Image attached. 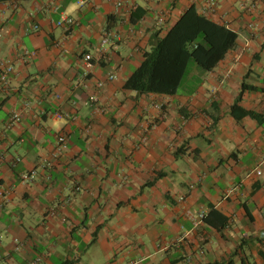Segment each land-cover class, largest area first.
Listing matches in <instances>:
<instances>
[{"label":"crops","instance_id":"crops-1","mask_svg":"<svg viewBox=\"0 0 264 264\" xmlns=\"http://www.w3.org/2000/svg\"><path fill=\"white\" fill-rule=\"evenodd\" d=\"M192 4L233 48L187 92L125 89ZM2 61L0 264H264V122L231 112L245 81L264 116V0L0 2Z\"/></svg>","mask_w":264,"mask_h":264},{"label":"trees","instance_id":"trees-1","mask_svg":"<svg viewBox=\"0 0 264 264\" xmlns=\"http://www.w3.org/2000/svg\"><path fill=\"white\" fill-rule=\"evenodd\" d=\"M9 1L28 0H0ZM236 39L234 31L199 14L192 4L163 36L156 38L151 50L143 54L138 67L126 79L124 88L139 94L164 95H173L181 87L188 89L186 84L192 70L196 68L201 73L213 70L233 48ZM248 91H257V88L242 81L239 94L231 106L232 115L237 119L248 116L264 122L262 114L245 110L239 105L243 92ZM236 111L239 113L236 114ZM212 216L223 218L212 209L203 220L208 221Z\"/></svg>","mask_w":264,"mask_h":264},{"label":"built area","instance_id":"built-area-1","mask_svg":"<svg viewBox=\"0 0 264 264\" xmlns=\"http://www.w3.org/2000/svg\"><path fill=\"white\" fill-rule=\"evenodd\" d=\"M119 1L117 3V5H120ZM58 25L61 26H72L74 25V20L70 17H62V19L58 22ZM112 42V34L110 32H103V35L101 37V46L102 47H107L111 44ZM92 59V56L90 54H85L83 56V60L85 62H90V60ZM13 65L12 62L10 61H2L0 62V89L6 84L7 80L6 77L13 72ZM87 75V72H84V77ZM114 79V75H108V80H113ZM97 87H102L103 84L102 82H97L96 83ZM13 122H17L19 121V116L18 114L14 113L11 117ZM65 141L64 137H58V146L56 148V152L59 153L60 152V146L61 143H63ZM16 161H19V159H17ZM257 174H260V171H257ZM35 176V172L34 170H30V171H25L23 173L20 174V181L22 183H27L30 182ZM76 190H78V188H76ZM204 218V214L201 212L198 214L197 216V221H201Z\"/></svg>","mask_w":264,"mask_h":264},{"label":"rangeland","instance_id":"rangeland-1","mask_svg":"<svg viewBox=\"0 0 264 264\" xmlns=\"http://www.w3.org/2000/svg\"><path fill=\"white\" fill-rule=\"evenodd\" d=\"M187 84H188V83H187ZM187 84H186V85H187ZM179 92H187V90H185V89L183 90V87H181V89L179 90Z\"/></svg>","mask_w":264,"mask_h":264}]
</instances>
